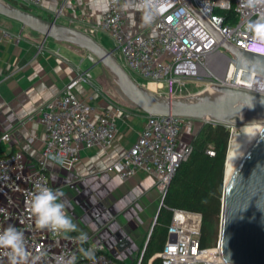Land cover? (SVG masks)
<instances>
[{
  "label": "built area",
  "instance_id": "2783aa9c",
  "mask_svg": "<svg viewBox=\"0 0 264 264\" xmlns=\"http://www.w3.org/2000/svg\"><path fill=\"white\" fill-rule=\"evenodd\" d=\"M38 8L42 0H17ZM223 37L235 46L264 55V47L253 46L246 31L249 20H256L264 9L252 10L244 0H189ZM124 0H107V10L96 29L114 43L111 52L131 74L146 80L147 87L170 97L199 93L211 85L229 86L264 93L253 75L249 81L239 79L232 84L235 59L206 28L204 23L186 6L183 0H161V13L153 22L157 34L148 30L126 31L123 13ZM228 15V16H226ZM13 35L0 28V45ZM93 62L97 59L89 53ZM77 82H90L91 75H80ZM192 90H195L194 92ZM38 122L45 129L44 148L37 162L28 160L24 152L15 151L0 158V231L9 225L24 233L30 253L28 264H121L106 251L102 243H81L76 235H54L38 229L30 212V199L37 183L50 187L47 165L53 163L68 170L79 162L81 148L110 147L117 135L116 112L86 104L70 90H63L43 104L36 112ZM185 119L172 116H149L143 131L131 148L108 170L121 179L145 172L156 178L163 201L171 180L182 162L191 153L190 145H181ZM233 128L231 127V138ZM2 142L10 141L8 134ZM214 156L213 151L208 152ZM58 156L64 164L51 159ZM71 188L74 185H70ZM203 217L200 213L173 210L163 250L148 260L152 264H221L219 245L201 246ZM83 249L84 251H81ZM90 249L97 254L85 259ZM142 252L136 264H143ZM0 264H10L9 250L0 248Z\"/></svg>",
  "mask_w": 264,
  "mask_h": 264
},
{
  "label": "crops",
  "instance_id": "0c3cea01",
  "mask_svg": "<svg viewBox=\"0 0 264 264\" xmlns=\"http://www.w3.org/2000/svg\"><path fill=\"white\" fill-rule=\"evenodd\" d=\"M7 1L12 4L14 1L24 9L32 8V13L48 20L56 19L75 28L86 27L99 33L100 42L108 49L114 45L106 34L96 29L107 10V0H42L38 8L17 0ZM127 3L124 0L122 6L126 31L148 30L157 34L153 23L143 24L137 16L139 11L125 8ZM0 28L14 37L0 45V143L5 147L0 157L22 151L29 161L37 162L44 148L45 129L38 122L36 112L63 90H70L90 106L113 109L117 135L110 147L81 148L74 168L68 170L49 163L46 172L50 187L65 193L62 199L67 201L66 212L78 226V231L71 234L86 233L92 244L107 246L106 251L119 263L136 264L147 249L151 238L149 228L160 213L163 194L152 175L140 171L121 179L108 168L138 139L148 115L119 98L103 66L93 62L88 52L45 39L1 15ZM87 73L91 75L90 82L76 81ZM203 125V121L186 120L183 132L186 127L195 137ZM3 134H8L10 141L2 142ZM181 145L185 146L182 140Z\"/></svg>",
  "mask_w": 264,
  "mask_h": 264
},
{
  "label": "water",
  "instance_id": "95a60500",
  "mask_svg": "<svg viewBox=\"0 0 264 264\" xmlns=\"http://www.w3.org/2000/svg\"><path fill=\"white\" fill-rule=\"evenodd\" d=\"M183 1L221 46L234 57L235 69L230 79L232 84L237 81L240 71L239 79L243 81H249L253 75L264 77V55L225 41L191 6L189 0ZM0 15L20 23L45 39L65 43L92 54L109 75L119 98L129 107L149 116L172 115L185 120L224 124L232 128L263 124L252 127L235 158L234 170L229 176H226L225 165L218 242L220 254L214 255L221 257V264H264V93L211 85L199 93L187 96L170 97L159 94L137 82L110 49L83 30L61 24L56 19L42 18L7 0H0ZM162 206L163 203L161 208ZM96 255L90 249L85 259Z\"/></svg>",
  "mask_w": 264,
  "mask_h": 264
},
{
  "label": "trees",
  "instance_id": "16d2710c",
  "mask_svg": "<svg viewBox=\"0 0 264 264\" xmlns=\"http://www.w3.org/2000/svg\"><path fill=\"white\" fill-rule=\"evenodd\" d=\"M230 140L231 127L224 124L205 123L197 132L191 142L192 150L188 159L181 163L170 182L143 264H147L151 257L163 250L175 209L200 213L203 217L201 246H214L211 245L212 229L221 217ZM3 149L5 147L0 143V151ZM210 150L215 153L214 156L209 155ZM161 263L160 259H155L152 264Z\"/></svg>",
  "mask_w": 264,
  "mask_h": 264
},
{
  "label": "clouds",
  "instance_id": "9594fccd",
  "mask_svg": "<svg viewBox=\"0 0 264 264\" xmlns=\"http://www.w3.org/2000/svg\"><path fill=\"white\" fill-rule=\"evenodd\" d=\"M244 3L252 10L264 9V0H244ZM162 7L161 0H128L125 4V8L141 12L144 25L152 24L161 13ZM246 31L250 34V42L253 46L264 47V14H260L256 20H249ZM51 159L57 164H64V160L58 156H53ZM64 195L63 191L45 184L35 185V191L30 199V212L38 229H47L57 236H67L68 233L78 231L77 224L66 212L67 201L62 199ZM77 239L83 243L87 240V234L81 232ZM0 248L9 250L10 264H28L30 253L25 244L24 233L16 227L9 225L0 231ZM66 264H73V261L68 260Z\"/></svg>",
  "mask_w": 264,
  "mask_h": 264
},
{
  "label": "rangeland",
  "instance_id": "374dc122",
  "mask_svg": "<svg viewBox=\"0 0 264 264\" xmlns=\"http://www.w3.org/2000/svg\"><path fill=\"white\" fill-rule=\"evenodd\" d=\"M13 3H14V5H17V7L19 6V7H22L23 8V6H20L19 4H17L16 2H14V1H12ZM24 9V8H23ZM24 10H26V11H30V12H32L34 9H32V8H26L25 7V9ZM141 12H139V14L137 15L140 19H141ZM78 29H80V30H83V31H85V32H87V33H89L91 36H93L95 39H97L98 41H100V40H102V36L99 34V33H97V32H95V31H93V30H90V29H88V28H86V27H81V28H78ZM110 49V48H109ZM221 50L223 51V52H226V50L224 49V48H221ZM133 75V78L137 81V82H139L140 84H145L146 85V80L145 79H143L142 77H140V76H138L137 74H135V73H133L132 74ZM258 84H259V88L261 89V90H263L264 91V80H262V79H258ZM151 87V86H150ZM193 92L195 91V90H192ZM206 122H204V124H205ZM186 126V125H185ZM193 137H194V134L192 133V132H190L189 130H186V127H185V129H184V132H183V135H182V143L185 145V144H188V143H191L192 142V139H193ZM152 228V227H151ZM151 228H149V232H148V235H149V233H150V231H151ZM147 235V236H148ZM212 243H211V245H217V243L219 242V237H220V219H218L216 222H215V224L213 225V229H212ZM106 248L107 249H109L107 246H106ZM138 261V260H137ZM136 261V262H137Z\"/></svg>",
  "mask_w": 264,
  "mask_h": 264
},
{
  "label": "bare ground",
  "instance_id": "6f19581e",
  "mask_svg": "<svg viewBox=\"0 0 264 264\" xmlns=\"http://www.w3.org/2000/svg\"><path fill=\"white\" fill-rule=\"evenodd\" d=\"M150 86V89L154 90V85L151 84ZM253 126H263V124L258 123L254 125L233 127V136L230 140L228 156L226 160V176H229L234 170L235 158Z\"/></svg>",
  "mask_w": 264,
  "mask_h": 264
}]
</instances>
